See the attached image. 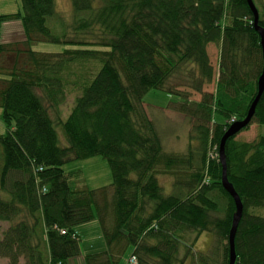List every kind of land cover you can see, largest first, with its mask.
<instances>
[{
    "label": "trees",
    "instance_id": "trees-1",
    "mask_svg": "<svg viewBox=\"0 0 264 264\" xmlns=\"http://www.w3.org/2000/svg\"><path fill=\"white\" fill-rule=\"evenodd\" d=\"M55 1L20 0V11L0 14V25L18 19L23 29L20 45L0 43V222L8 223L0 259L68 264L80 253L74 227L95 213L105 250L86 264H117L128 247L136 264H174L185 235L204 232L210 245L188 251L189 264H228L235 205L222 187L218 146L246 116L263 68L246 0H68V17ZM251 1L264 30V0ZM39 43L64 49L33 51ZM179 76L199 100L170 87ZM149 90L179 96L168 108L189 119L195 152L163 151L142 102ZM68 92L75 97L62 120ZM249 124L264 126V90ZM235 136L224 145L226 179L242 207L234 264H264V136ZM94 156L107 161L111 185L76 189L78 172L63 165ZM159 176L170 179L167 193Z\"/></svg>",
    "mask_w": 264,
    "mask_h": 264
},
{
    "label": "rangeland",
    "instance_id": "rangeland-1",
    "mask_svg": "<svg viewBox=\"0 0 264 264\" xmlns=\"http://www.w3.org/2000/svg\"><path fill=\"white\" fill-rule=\"evenodd\" d=\"M20 0H0V14H13L20 11ZM56 12L59 15L68 17L70 14V6L68 0L55 1ZM23 40V29L20 20L4 21L0 25V43L21 44ZM21 47V46H20ZM36 52L43 53H58L64 49L62 45H55L49 43H39L31 48ZM207 54L214 72L217 71L218 63V46L211 44L207 46ZM215 77V75H214ZM170 87L177 86V91L186 92L190 100H199V94L185 87V80L181 76L178 79L172 78ZM204 91L213 92V82L203 87ZM74 93H67L64 104L60 107L62 120L65 119L69 110L72 107ZM179 96L173 93H167L160 90H149L142 98L143 105L146 107L150 117L154 120L156 126L159 128V134L162 142L163 151L165 153H175L178 155H185L190 148L194 150L196 142L189 138V119L177 113L171 112L168 108L170 104L179 101ZM215 121H220V117L216 115ZM243 129V128H242ZM241 129V130H242ZM239 131L235 140L243 142H251L256 136H264V126L256 124H249L248 127ZM5 131L4 124L1 121L0 109V134ZM58 137L62 139V131L60 127L56 128ZM194 164L192 163V167ZM62 170L67 174L70 172H78L77 177H73L76 189L78 190H98L109 187L112 183V176L108 163L101 156H94L83 160L70 161L63 165ZM191 171V170H190ZM159 176V182L164 188L165 193L169 191V177ZM179 177V178H178ZM185 174L178 175L176 180H184ZM8 228V223L0 222V237L2 233ZM74 231L78 236V245L80 253L78 256L68 260V264H86L85 256L97 254L105 250V241L102 236L100 224L94 213V218L87 223L79 224L74 227ZM211 242V236L208 233H189L183 238V242L179 245V250L175 256L174 264H189L190 258L188 251L193 249V252L206 251ZM43 249V246H42ZM131 248L124 252L117 264H130L129 258ZM8 259L1 258L0 264H7ZM17 264H25L24 258L19 257Z\"/></svg>",
    "mask_w": 264,
    "mask_h": 264
},
{
    "label": "water",
    "instance_id": "water-1",
    "mask_svg": "<svg viewBox=\"0 0 264 264\" xmlns=\"http://www.w3.org/2000/svg\"><path fill=\"white\" fill-rule=\"evenodd\" d=\"M250 10L253 13L254 16V27L255 30L258 32L260 35V40H261V47H262V53H263V68L260 76L257 79V93L252 101L246 116L244 119L236 121L232 124L229 125L227 130L224 132L223 136L221 137V140L219 142L218 146V160L222 166V173H221V183L222 187L224 190L229 194V196L232 198L234 205H235V212L232 217V224L228 236V244H229V257H228V264H234L235 262V254H234V246H233V240H234V235L236 231L237 224L239 222L240 216H241V203L240 200L238 199L237 194L234 192L232 186L227 182L226 175H225V160H224V145L225 142L228 138L235 136L242 128L248 125L251 117L253 116L254 113V108L255 105L262 94L264 90V30L260 29L257 27L256 22H257V11L254 8V5L251 0H246Z\"/></svg>",
    "mask_w": 264,
    "mask_h": 264
},
{
    "label": "built area",
    "instance_id": "built-area-1",
    "mask_svg": "<svg viewBox=\"0 0 264 264\" xmlns=\"http://www.w3.org/2000/svg\"><path fill=\"white\" fill-rule=\"evenodd\" d=\"M129 263H130V264H136V262H135V260H134L133 258H130V259H129Z\"/></svg>",
    "mask_w": 264,
    "mask_h": 264
},
{
    "label": "crops",
    "instance_id": "crops-1",
    "mask_svg": "<svg viewBox=\"0 0 264 264\" xmlns=\"http://www.w3.org/2000/svg\"><path fill=\"white\" fill-rule=\"evenodd\" d=\"M170 181V180H169ZM169 184H170V182H169Z\"/></svg>",
    "mask_w": 264,
    "mask_h": 264
}]
</instances>
